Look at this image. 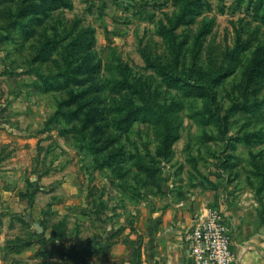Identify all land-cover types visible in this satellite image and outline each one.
I'll list each match as a JSON object with an SVG mask.
<instances>
[{"label":"rangeland","instance_id":"obj_1","mask_svg":"<svg viewBox=\"0 0 264 264\" xmlns=\"http://www.w3.org/2000/svg\"><path fill=\"white\" fill-rule=\"evenodd\" d=\"M123 207L133 264L168 207L264 235V0H0V264H81Z\"/></svg>","mask_w":264,"mask_h":264},{"label":"crops","instance_id":"obj_2","mask_svg":"<svg viewBox=\"0 0 264 264\" xmlns=\"http://www.w3.org/2000/svg\"><path fill=\"white\" fill-rule=\"evenodd\" d=\"M72 177V176H71ZM72 179H68L67 183H72ZM66 183V184H67ZM123 208H118L114 211H107V220L108 227L107 232L105 233L104 229L100 228L99 221L93 222L92 230L96 231V238L89 239V244L83 242H76L78 245L76 248H84L88 245H91L93 248V252L95 255H91L92 258L86 255V253H81V264H133L135 262V258H133L130 254V250L133 248L132 246V235L131 233H136L134 227L132 226V222L130 221L129 212L125 215L124 223L119 222L120 217H122ZM201 212V211H200ZM200 212L197 214L200 215ZM135 213V212H134ZM158 213L155 212V214ZM161 213V218H152L158 222H161V232H154V235L151 231L144 226L143 233L149 241H154L155 251L148 252V249L145 248L146 257L142 258L139 256V259L136 260V264H187L188 255H189V244H188V232L192 224L196 221L197 216H192L189 221H182L180 218H175L173 216V211H171L170 207L165 210L159 211ZM95 218H99L100 216L97 213H93ZM153 213V215H155ZM172 215V216H171ZM228 222V221H227ZM227 226L230 231V235L232 238L233 247L236 254V264H264V235L263 236H246L240 239L233 236V226L230 220ZM95 224V225H94ZM185 229V230H184ZM142 235V234H140ZM72 248L74 245L72 244ZM89 247V246H88ZM106 247L107 256L101 255L99 253L101 248ZM117 248L123 247V251ZM148 247V246H147ZM71 248V249H72ZM109 252V254H108ZM105 254V253H104ZM142 255V254H141ZM144 255V254H143ZM65 263V262H64ZM62 262V264H64Z\"/></svg>","mask_w":264,"mask_h":264},{"label":"built area","instance_id":"obj_3","mask_svg":"<svg viewBox=\"0 0 264 264\" xmlns=\"http://www.w3.org/2000/svg\"><path fill=\"white\" fill-rule=\"evenodd\" d=\"M187 264H236V254L227 224L209 208L192 224L188 232Z\"/></svg>","mask_w":264,"mask_h":264},{"label":"water","instance_id":"obj_4","mask_svg":"<svg viewBox=\"0 0 264 264\" xmlns=\"http://www.w3.org/2000/svg\"><path fill=\"white\" fill-rule=\"evenodd\" d=\"M28 221L31 222L28 218ZM33 226L37 228L38 233L40 234L42 232V227L39 223H33Z\"/></svg>","mask_w":264,"mask_h":264}]
</instances>
